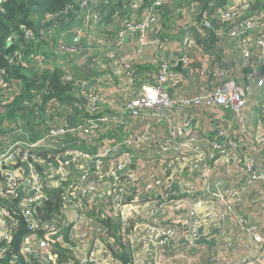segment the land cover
<instances>
[{
    "label": "built area",
    "instance_id": "1",
    "mask_svg": "<svg viewBox=\"0 0 264 264\" xmlns=\"http://www.w3.org/2000/svg\"><path fill=\"white\" fill-rule=\"evenodd\" d=\"M77 1L79 9L73 19L85 23L75 28L74 45L62 39L68 31L59 25L51 27L47 36H56L55 51L61 57L91 51L79 45L83 30L91 49L94 43L105 47L113 73L101 79L107 88L116 89L119 100L110 98L93 80L75 81L70 75L67 82L75 81L83 89L80 95H86L92 114L74 124L51 116L60 108L57 104L49 103L43 113L35 107L36 121L38 116L49 130L32 141L25 138L27 129L9 118L13 113L17 117L23 109L5 108L19 96L21 79L0 78V128L6 130L0 133V264H5L2 259L12 252L11 241L20 232L21 215L29 230L21 237V250L41 259V264H264V102L256 128L247 113L252 88L264 86V0H213L211 6L217 9L220 5L218 10L205 12L198 21L191 17L196 3L156 0L155 5L171 6L173 14L166 24L162 10L152 7L140 19L123 17L122 27L112 39L95 32L108 14L109 2ZM3 2L0 0L2 13ZM131 2L133 7L141 0ZM215 20L224 21L226 29L217 27ZM194 29L214 31L220 38L219 47L209 50L198 46ZM129 34L134 36L131 48L125 42ZM175 40L181 42L179 56L170 61L164 53ZM232 45L241 52L242 60L235 66L243 82L225 66ZM148 50L159 61V69L153 77H141L133 63ZM20 59L26 62L24 57ZM49 62L52 60L40 53L32 64L47 69ZM179 62L183 72L189 73L188 81L195 73L201 78L199 94L173 96L168 90L169 86H184L182 72L173 69ZM100 63L97 60V69L103 68ZM22 106L31 111L29 101ZM195 106L219 114L218 138L210 142L211 154L203 149L189 116L167 135L151 134L154 122L166 118L171 109ZM227 111L233 113L237 139L225 117ZM138 119L143 122L141 129L131 131L128 124ZM120 130L126 134L119 141L116 133ZM95 139L108 144H99L94 153L80 148L84 144L95 146ZM62 148L65 152L55 157L56 166L39 156L41 150ZM208 155L211 164L207 163ZM187 156L193 159L189 164L181 161ZM90 164L97 167L100 178L93 177ZM224 164L225 175L218 174ZM104 165L109 169L105 173L101 171ZM238 167L246 169V183L236 177ZM197 171H201L200 178L192 176ZM186 172L188 178H183ZM229 178L232 183L228 185ZM64 182L70 195L66 219L63 223L46 222L41 234L36 209L48 197L44 189ZM108 218L119 223L123 246L110 236L104 223ZM66 233L73 245L87 253L85 259L61 261L53 252L51 243L65 240ZM206 252L208 260L204 261Z\"/></svg>",
    "mask_w": 264,
    "mask_h": 264
},
{
    "label": "trees",
    "instance_id": "2",
    "mask_svg": "<svg viewBox=\"0 0 264 264\" xmlns=\"http://www.w3.org/2000/svg\"><path fill=\"white\" fill-rule=\"evenodd\" d=\"M108 1L110 5L114 3L119 4V10L116 13L110 14V17L113 15L112 21H114L116 28L111 31L112 33L108 34V31H103L102 35L106 39H112L114 33H117L122 27V18L123 17H138L139 19L143 17V13L146 9L152 7L160 8L163 12V18H165V24L172 17L173 11L169 3H164L161 5H155L156 0H141L139 5L131 7V0H103ZM184 2L185 4L196 3L197 7L192 11L191 17L195 21H198L205 12L209 14L215 13L218 8L212 7L211 3L213 0H176L177 4ZM218 2V0H217ZM261 2V1H260ZM3 7L5 11L0 12V78L3 77L9 81H14V79L20 78L24 85L22 86L19 96L14 99L13 102L6 105L5 108L19 110L26 109L23 108L24 101H29L31 111H34V108L37 106V103L34 100H31L30 91L34 92L33 87L39 85L41 86L44 82L50 83V78L53 81V87L55 89L54 94L58 95L61 100H70L73 95L70 87L64 85H78L75 81H86L91 80L97 75L106 78L107 73H113L112 67L105 63L103 68L97 69L98 71L93 70L90 67L89 63L86 65L88 69H85L84 72H78L77 70H72L71 63L68 64V67L72 70L74 74L75 81L65 82L59 72H54L53 74H47L48 69L39 70L37 69L36 64L30 63V60H35L40 53L45 54L44 47L49 45L52 37L47 36V31L54 25L65 26L73 19V15L79 9V3L77 0H4ZM217 27L226 29L227 25L222 20L214 21ZM26 31L33 32L32 35H27ZM195 33V43L199 46L202 45L209 50H216L220 44V38L212 30H205L203 33L198 32L194 29ZM33 36V37H32ZM98 45V43H94ZM55 48V46H54ZM91 52V51H89ZM46 55V54H45ZM88 55V54H87ZM21 56L24 57L25 63L21 61ZM92 57L95 59L96 56L92 54ZM156 64V65H154ZM154 64L147 63H138L137 60L133 63V69L138 75H147L153 77L156 75L159 69V62L154 61ZM197 68V63L193 64V69ZM144 71V73H141ZM85 77V78H84ZM112 77L115 79L117 75L112 74ZM144 77V76H143ZM90 78V79H87ZM26 85V87H25ZM50 85V84H49ZM79 86V85H78ZM41 92V90H39ZM83 89L79 86L78 97L83 98L80 93ZM52 87L50 85L48 95H43L42 97H37L41 102L45 103L46 100L52 98L51 96ZM61 104V103H60ZM82 106V105H81ZM88 109V107H87ZM262 110V107H261ZM88 114H92L90 110L87 111ZM16 117L11 119L12 123L18 124L19 121H12ZM40 119V118H38ZM37 122H30L27 126V131L32 132L33 137H40L43 134L47 133L49 130L48 125H45L42 122V128L38 131ZM23 125V124H22ZM40 127V125H39ZM38 128V129H37ZM6 130L0 128V133H4ZM123 131L120 130L116 135H122ZM60 152H65V149H58L56 151H43L39 152V156L45 160L50 158L57 157V154ZM91 166L92 175L94 178H100L101 175L98 174L96 166ZM109 169L106 165L101 167L103 173L107 172ZM1 179L4 177L1 176ZM262 188V187H261ZM264 189V187L262 188ZM48 192V197L43 201L42 204L37 206V219L38 227L41 234H44L43 226L46 222L50 220H55L57 223H63L66 219L65 210L68 206V197L69 189L68 183L64 182L62 185L54 189H44ZM259 222V221H258ZM109 228V234L111 237L115 238L120 246H123L121 243V237L119 234V223L113 221L112 219H106L104 221ZM260 223V222H259ZM28 230L24 216H20V232L13 236L11 241V250L12 252L8 254L5 259L2 261L5 264H41V259L34 258L31 254L24 253L21 250V244L24 233ZM68 243L74 244V241L66 233L63 237ZM51 248L53 252L60 256L61 261L65 259V256H73V252L63 248L60 242L54 241L51 243ZM15 254V255H14ZM210 254V251H209ZM126 255L128 253L126 252ZM207 258L208 252L204 254V261ZM16 261L13 263L12 260ZM206 260V261H207Z\"/></svg>",
    "mask_w": 264,
    "mask_h": 264
},
{
    "label": "crops",
    "instance_id": "3",
    "mask_svg": "<svg viewBox=\"0 0 264 264\" xmlns=\"http://www.w3.org/2000/svg\"><path fill=\"white\" fill-rule=\"evenodd\" d=\"M119 4L114 3V5H109L106 10L108 11V14L105 18H103L102 22L96 26V35H102L103 31H108L109 33H112L111 31H113L116 28V25L114 23V21H112L113 19V15L110 17V14L112 13H116L119 10ZM85 23V21H82V19H73V22L68 23L65 26H62V31H64V29H66L68 31V33L66 34L65 37H62L63 40H65L66 42L70 43L71 45H74V36H75V28H81V25L83 23ZM263 32V30L261 31ZM59 33V30H58ZM61 33V32H60ZM131 35V34H129ZM59 36V35H58ZM181 36H179L178 39H180ZM55 37H52L49 45L44 47V52L46 54L47 57H49V59L52 60V62H49V64H47V69H48V73L47 74H53L54 72H59V74L61 75L62 79L67 82L68 81V76L72 75L74 76V74L71 72L72 70H77L78 72H84L85 69H88L86 67V65L90 64V67L95 70L98 71L96 69V64H97V60H99L101 63L100 64H110V59L109 57H107L105 55L106 53V48L105 47H100L98 45H94V49H91L86 42V35H85V31L83 30V34H82V38L81 41L79 42V45L84 47L85 49H89L91 50V52H86L83 55H77L74 56L73 59L69 60L68 62H66V59H64L65 57H61L56 54L55 48H54V42H56ZM133 40H134V36L131 35V38L126 41V46L127 48H131L132 44H133ZM173 46L172 48H170L167 52H165L164 57L168 60H172L175 59L179 56V52L177 47H180V43L177 40H175L173 42ZM233 52L230 54V58L228 60L227 63H225V66L228 67L232 73V76L234 77H242L240 75H238L237 71H236V66L238 63H240V61L242 60V56H241V52L240 49L236 46L233 47V45L231 46ZM127 50V49H125ZM96 53V55L98 56L97 58H93L92 54ZM88 54V55H87ZM84 60V61H83ZM154 55L151 53V51H147L145 53V55H143L142 57H139L137 59L138 63H147V64H154ZM159 62V61H158ZM63 63V64H62ZM72 65L71 69L68 67V64ZM218 63L222 66V61H218ZM156 65V64H154ZM71 70V71H69ZM246 72V70H245ZM141 73H144V71H142ZM188 72L187 70H185V72L182 71V78L185 80L184 82V86L180 87H174V86H169L168 90L170 91V93L173 96H176V93H183L184 95H194V94H199L203 87L202 86V82H201V78L196 75H194V78H190L189 81L187 80V76H188ZM262 74H264V67L262 68ZM141 76V75H139ZM144 75H142L141 77H143ZM122 77V75H119L118 79ZM85 78V77H84ZM103 78L102 76L97 75L96 77L92 78L91 80H93L96 85L101 88L103 91H106L107 95L110 98H114L119 100V96L116 92V89L112 91V89L107 88L106 83L101 79ZM20 79V78H19ZM90 79V78H87ZM240 79V78H239ZM98 80V81H97ZM192 80V82H191ZM244 80L240 79V82H243ZM22 82V80H21ZM140 81H137V84L140 85ZM248 83V82H247ZM245 82V85L247 84ZM52 87V92H51V96L52 98L49 100H46L45 103L41 102L37 97H42L43 95H48L49 92V88L50 85ZM24 85V83L22 82V86ZM106 85V86H105ZM66 87H70L71 92H69L72 96V98L70 100H61V98L54 94V87H53V81L50 78V83L44 82L41 86L37 85L35 87H33L35 89L34 92L30 91V97L31 100H34L35 103H37V109L43 113V110L46 108V106L49 103H53L54 105L57 104L58 106L56 107H60L58 108L57 112L55 114H52L51 116L53 117H57V118H64L69 120L71 123H80L83 121L84 118H86L89 114H88V110L87 109V97L86 95L83 98H79L78 97V92H79V86L78 85H64ZM255 87H253V93L249 99L248 102V107H247V113L250 116V123L251 125L256 128L258 126V124L260 123V118H261V104L264 102V86L263 87H258L256 85H254ZM26 87V85H25ZM41 90V92L39 91ZM110 92H112L110 94ZM111 95L113 97H111ZM61 103V104H60ZM82 105V106H81ZM31 112L33 111H23L20 112L18 114V116L16 117V115H14L15 113H13V115H10V120L14 117H16L15 119H13L12 121H16L18 120L19 123L22 125V123H24L22 126L26 127L29 126V123L32 121L29 119V115L31 114ZM185 116H189L190 120H191V126L195 127V132L196 135L199 137L202 147L203 149L211 154V147H210V142L214 139L218 138L217 135V129H218V125H219V114L216 110L214 109H210L207 107H201V106H195V107H190L187 108L185 110H177V109H171L168 112V116L165 118L163 117L161 119V121L159 122H154V127L152 129L151 134L155 135L156 133H160L162 135H167V133L171 132V130L175 129L177 126H179L181 124V122L183 121ZM225 117L230 121L231 123V127H232V133H233V137L235 139L238 138L237 135V130L238 127L235 124V121L233 119V113L231 111H227L225 112ZM32 122H37L36 124H38V131L41 130L42 128V121L41 119H38L37 116V121H32ZM143 122L141 120H136L130 124H128L130 126V130H138L141 129ZM40 125V127H39ZM188 129V127L185 128V131ZM159 131V132H158ZM234 131V132H233ZM32 132H27L25 138L27 140H37L40 137H33L32 136ZM123 135L126 134L125 131H123L122 133ZM123 135H118L116 137L117 140H121ZM94 142L96 143L95 146L92 147H88L86 144L81 145L80 148L89 151L91 153H94L97 151V147L99 145V141L97 139L94 140ZM155 153V151H154ZM215 154V153H212ZM192 157L191 156H187V157H181V161L183 163H191L192 162ZM46 163L51 165V166H56L57 165V160L56 158L48 161L46 160ZM207 163L211 164L212 161L210 159V156H207ZM43 170H46L47 167H44L42 165H40ZM224 167H222L220 169V172L218 174H224V168L227 169V165H223ZM230 167L232 168V164L230 165ZM134 169V168H133ZM194 178H200L201 177V171H197L192 175ZM246 169L243 167L241 169V167H238L237 172H236V177L238 178V180H241V182L246 183ZM183 178H188L187 177V172L184 174ZM225 179H227V177L225 176ZM228 185L232 183V179L229 178L228 179ZM184 182H187V180L184 179ZM236 184V183H235ZM207 260V258L205 259V261Z\"/></svg>",
    "mask_w": 264,
    "mask_h": 264
},
{
    "label": "water",
    "instance_id": "4",
    "mask_svg": "<svg viewBox=\"0 0 264 264\" xmlns=\"http://www.w3.org/2000/svg\"><path fill=\"white\" fill-rule=\"evenodd\" d=\"M257 6H258V4H255V5H254V8H256ZM152 37H153V32L151 33V38H152ZM130 38H131V35H128V36L125 38V40L128 41ZM182 67H183V64H182L181 62H179L178 65H176V66L173 67V69L176 70V71L182 72V71H183ZM132 168H135V166L133 165ZM60 242H61V244H62V247H64V248L67 249V250L72 251L73 254H74L76 257H78V258H80V259H85V258L87 257V253L84 252V251H82V250L80 249V247H78V246H76V245H73V244H71V243H68V242L65 241V240H61Z\"/></svg>",
    "mask_w": 264,
    "mask_h": 264
},
{
    "label": "rangeland",
    "instance_id": "5",
    "mask_svg": "<svg viewBox=\"0 0 264 264\" xmlns=\"http://www.w3.org/2000/svg\"><path fill=\"white\" fill-rule=\"evenodd\" d=\"M164 21H165V18H164ZM68 43V42H67ZM68 44H70V43H68ZM71 45V44H70ZM81 54V53H80ZM80 54H78V55H80ZM40 55V54H39ZM77 56V55H76ZM59 57V56H58ZM65 58H66V62H68L69 60H71V59H73V56H71V57H68V56H65ZM36 60V59H35ZM35 60H33V59H31L30 60V63H33V61H35ZM84 61V60H83ZM63 64V63H62ZM37 69H39V70H43V69H41L40 67H37ZM192 82V81H191ZM114 83V81H111V84H113ZM110 84V85H111ZM106 86V85H105ZM112 92H110V94H111ZM111 97H113L112 95H111ZM89 116V115H88ZM10 117V116H9ZM29 119L30 120H32V121H35L36 120V116H35V113H33V112H31V114L29 115ZM31 121V122H32ZM22 124H24V123H22ZM100 144V146H102V145H104V144H108V141L107 142H105V143H99ZM122 146L123 147H126V144H124V143H122ZM67 154H68V152H67ZM264 186V185H263ZM103 242L105 243V248L107 247V243L105 242V239H104V237H103ZM64 257L67 259V258H74V259H80V258H76L74 255L73 256H65L64 255Z\"/></svg>",
    "mask_w": 264,
    "mask_h": 264
}]
</instances>
